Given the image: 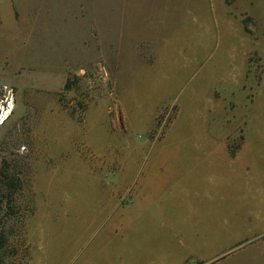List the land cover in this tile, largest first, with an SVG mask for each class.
Here are the masks:
<instances>
[{
	"label": "rangeland",
	"instance_id": "rangeland-1",
	"mask_svg": "<svg viewBox=\"0 0 264 264\" xmlns=\"http://www.w3.org/2000/svg\"><path fill=\"white\" fill-rule=\"evenodd\" d=\"M3 159L6 264H264V0H0Z\"/></svg>",
	"mask_w": 264,
	"mask_h": 264
},
{
	"label": "trees",
	"instance_id": "trees-1",
	"mask_svg": "<svg viewBox=\"0 0 264 264\" xmlns=\"http://www.w3.org/2000/svg\"><path fill=\"white\" fill-rule=\"evenodd\" d=\"M67 88L68 85L66 84L65 89ZM13 167L14 171L11 170L10 163L6 159L2 160L0 166V215L3 213V217L8 220L16 215L14 211L16 210V195L22 189L23 185V180L19 176V173L22 172H18L20 167L16 164ZM5 224L6 222H3V224L0 223V264H6L4 249L8 244V234L4 230L3 225Z\"/></svg>",
	"mask_w": 264,
	"mask_h": 264
},
{
	"label": "crops",
	"instance_id": "crops-1",
	"mask_svg": "<svg viewBox=\"0 0 264 264\" xmlns=\"http://www.w3.org/2000/svg\"><path fill=\"white\" fill-rule=\"evenodd\" d=\"M252 182V184H250ZM247 187H252L253 189L255 187H258L259 188V192H260V195L259 194H252V192H250L248 194V196L252 197V201L250 202V205L253 206L252 209H256L257 211H260L262 213V215H264V183H262L261 185L260 184H257V182L251 180L249 183H248V186ZM263 190L262 193L260 190ZM250 200V199H249ZM259 225H262L261 223H258L256 226H259ZM263 225H264V218H263ZM262 225V226H263Z\"/></svg>",
	"mask_w": 264,
	"mask_h": 264
},
{
	"label": "bare ground",
	"instance_id": "bare-ground-1",
	"mask_svg": "<svg viewBox=\"0 0 264 264\" xmlns=\"http://www.w3.org/2000/svg\"><path fill=\"white\" fill-rule=\"evenodd\" d=\"M5 112V111H4ZM4 114H6V113H4ZM6 117V116H5Z\"/></svg>",
	"mask_w": 264,
	"mask_h": 264
}]
</instances>
